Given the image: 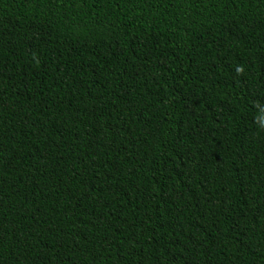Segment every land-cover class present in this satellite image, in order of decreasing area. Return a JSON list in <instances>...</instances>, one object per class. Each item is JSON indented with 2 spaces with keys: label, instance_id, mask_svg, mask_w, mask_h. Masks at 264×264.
I'll list each match as a JSON object with an SVG mask.
<instances>
[{
  "label": "trees",
  "instance_id": "1",
  "mask_svg": "<svg viewBox=\"0 0 264 264\" xmlns=\"http://www.w3.org/2000/svg\"><path fill=\"white\" fill-rule=\"evenodd\" d=\"M0 264H264V0H0Z\"/></svg>",
  "mask_w": 264,
  "mask_h": 264
}]
</instances>
